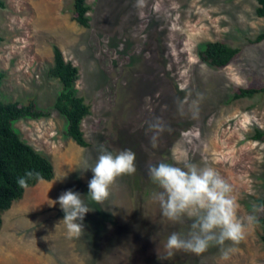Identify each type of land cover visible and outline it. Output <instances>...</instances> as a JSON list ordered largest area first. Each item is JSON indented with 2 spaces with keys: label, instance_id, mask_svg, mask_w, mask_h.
Listing matches in <instances>:
<instances>
[{
  "label": "rangeland",
  "instance_id": "374dc122",
  "mask_svg": "<svg viewBox=\"0 0 264 264\" xmlns=\"http://www.w3.org/2000/svg\"><path fill=\"white\" fill-rule=\"evenodd\" d=\"M3 2L0 94L49 109L14 127L49 158L53 176L24 188L1 213L0 264H264L259 221L227 260L217 246L169 255L168 236L185 235L191 221L163 217L145 174L149 163L210 165L232 185L239 217L255 207L257 218L264 215L256 204L264 198V140L249 138L264 131V93L230 99L236 87L264 85V40L253 41L264 31L256 1L86 0V27L72 19V0ZM214 40L240 49L222 68L198 56L201 43ZM53 45L78 68L75 88L90 105L81 122L86 146L65 136L63 116L50 109L58 90L47 73ZM152 121L163 128L146 134ZM101 146L113 154L131 149L137 170L118 177L97 204L87 197L93 174L84 169ZM69 189L93 209L72 239L59 204L49 205Z\"/></svg>",
  "mask_w": 264,
  "mask_h": 264
},
{
  "label": "clouds",
  "instance_id": "9594fccd",
  "mask_svg": "<svg viewBox=\"0 0 264 264\" xmlns=\"http://www.w3.org/2000/svg\"><path fill=\"white\" fill-rule=\"evenodd\" d=\"M162 128L158 121L149 122L146 134ZM135 161L136 154L131 149L113 154L101 146L94 164L84 169H90L93 174L88 181L87 197L102 204L118 177L136 172ZM180 163L183 166H178ZM145 174L156 186L153 199L158 202L163 217L171 222H184L185 217L191 221L185 235L172 232L168 236L164 247L169 255L175 251L200 255L209 247L217 246L221 249L222 259L227 260L235 251L233 246L243 241L247 231L258 222L255 214L258 207L242 218L237 215L239 204L232 194V185L210 165L201 167L187 159L177 163H149L145 166ZM30 181L45 182L41 173L27 170L18 177L17 184L26 189ZM57 203L64 213L62 222L68 238H79L85 232V214L93 209L80 193L71 189L62 192L49 205Z\"/></svg>",
  "mask_w": 264,
  "mask_h": 264
},
{
  "label": "trees",
  "instance_id": "16d2710c",
  "mask_svg": "<svg viewBox=\"0 0 264 264\" xmlns=\"http://www.w3.org/2000/svg\"><path fill=\"white\" fill-rule=\"evenodd\" d=\"M255 14L264 17V0H255ZM5 6L0 0V8ZM90 10L86 0H72V19L80 26H88ZM1 40V37H0ZM264 40V31L257 33L255 42ZM238 47L230 46L223 41H205L198 49L201 61L214 67L226 66L238 54ZM53 59L48 68V75L58 83V90L50 109L56 110L65 120L64 134L80 146L88 145L81 128L83 118L89 114L90 105L82 95L77 94L75 82L78 78V68L65 60L57 46H52ZM4 73L0 71V84ZM264 93V85L250 84L236 87L230 97L232 100L251 98ZM49 115V109L38 107L32 98L25 101H5L0 94V226L1 213L10 204L22 196L24 188L17 184L18 177L25 171L32 170L41 173L44 180L53 176L52 164L42 152L34 149L14 127V122L21 118L38 119ZM249 138L264 140V131L255 129ZM37 181H30L29 186ZM259 207H264V198L256 199ZM261 225L260 241L264 246V215L258 218Z\"/></svg>",
  "mask_w": 264,
  "mask_h": 264
}]
</instances>
